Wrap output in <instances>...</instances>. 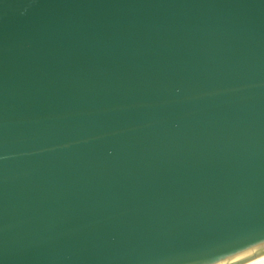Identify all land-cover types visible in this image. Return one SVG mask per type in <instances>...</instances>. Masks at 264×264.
<instances>
[{"label": "water", "instance_id": "1", "mask_svg": "<svg viewBox=\"0 0 264 264\" xmlns=\"http://www.w3.org/2000/svg\"><path fill=\"white\" fill-rule=\"evenodd\" d=\"M261 259L264 0H0V264Z\"/></svg>", "mask_w": 264, "mask_h": 264}, {"label": "bare ground", "instance_id": "2", "mask_svg": "<svg viewBox=\"0 0 264 264\" xmlns=\"http://www.w3.org/2000/svg\"><path fill=\"white\" fill-rule=\"evenodd\" d=\"M252 253V256L254 255L253 251L251 252ZM236 263H238V259L236 258ZM251 264H264V259H261L259 261L255 260L254 263H251Z\"/></svg>", "mask_w": 264, "mask_h": 264}]
</instances>
